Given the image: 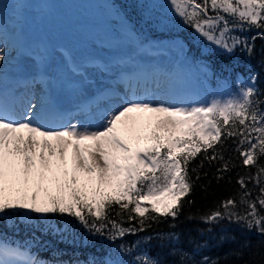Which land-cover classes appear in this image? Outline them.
Segmentation results:
<instances>
[{"label":"snow or ice","instance_id":"6c2138e0","mask_svg":"<svg viewBox=\"0 0 264 264\" xmlns=\"http://www.w3.org/2000/svg\"><path fill=\"white\" fill-rule=\"evenodd\" d=\"M168 2L184 25L228 54L238 46L248 47L246 41L232 35L234 31L252 27L264 31V0ZM248 51L251 54V48ZM7 57L6 46H0V64ZM138 75L147 82V73ZM34 82L43 83V78H34ZM165 95L167 98L132 85L98 122L87 118L109 97L81 104L78 113L86 119L73 123L72 114L58 115L44 103L29 101L17 112L15 99L0 90V220L19 216L29 224L34 217L46 220L49 214H66L94 234L104 236L107 229V238L115 242L145 230L146 218L177 219L183 198L194 186L190 172L198 173L205 160L223 162L219 171H229L230 161L224 160L221 149L235 138L242 165L256 168L249 179L255 181L259 194L251 199L241 177L238 183L245 191L239 204L234 198L225 200L201 219L214 224L227 220L264 235V164L260 163L264 160V100L256 77L239 80L228 98H214L209 103H186ZM58 120L64 123H56ZM218 144L220 148H216ZM201 152L205 155L198 167L190 169ZM112 205L121 210L117 216L131 205L128 220L138 216L140 226L126 228L117 223L108 214ZM241 206L243 212L238 210ZM149 212L156 216L146 217ZM174 238L178 239L174 234L168 237ZM144 242L138 241L134 247L121 245L120 251L130 255ZM0 264L40 261L26 248L12 246L0 232ZM129 264L159 261L140 254Z\"/></svg>","mask_w":264,"mask_h":264},{"label":"trees","instance_id":"16d2710c","mask_svg":"<svg viewBox=\"0 0 264 264\" xmlns=\"http://www.w3.org/2000/svg\"><path fill=\"white\" fill-rule=\"evenodd\" d=\"M107 1L118 17L142 38L147 35L151 38L184 39L188 46L189 64L195 66L199 74H208L211 83L217 87L231 86L236 89L239 80L247 81L250 76H255L256 87L262 93L260 99L264 100V31L255 27L234 31L232 35L246 41L248 47L238 46L228 54L203 40L177 17L162 24L165 17L158 16L138 0ZM248 48H251V54ZM237 147L235 138H232L221 149L224 160L230 161L229 171H219L223 162L205 160L198 173L190 172L194 186L189 195L183 198L177 219L149 212L146 217L156 216V219L149 221L146 218L145 230L135 235L129 234L113 242L107 238V229L104 236L94 234L66 214H49L46 220L34 217L29 224L19 216L0 220V232L12 246L18 244L29 250L40 264H129L140 254L149 255L159 264H181V254H185L184 264H205V261L207 264H264V235L227 220L214 224L201 219L225 200L234 198L239 204L245 191L238 183L241 177L245 179L247 190L252 193L251 199L259 194L255 181L249 179L250 174L255 175L256 168L242 165ZM216 148H220V145H216ZM211 153L210 149L208 154ZM204 155L201 152L189 168L198 167ZM260 163L264 164V160ZM197 174L200 177L198 180ZM130 208L117 216L116 212L121 210L118 205H112L108 214L123 227L138 228L140 217L128 220ZM238 210L243 212L244 208L241 206ZM148 224L151 226L147 227ZM173 234L178 239H168ZM148 237H151L150 241ZM138 241L146 242L140 243L130 255L120 251L121 245L134 247Z\"/></svg>","mask_w":264,"mask_h":264},{"label":"rangeland","instance_id":"374dc122","mask_svg":"<svg viewBox=\"0 0 264 264\" xmlns=\"http://www.w3.org/2000/svg\"><path fill=\"white\" fill-rule=\"evenodd\" d=\"M56 1L0 0V46H6V64L20 59L22 67L19 72L30 77L26 86L12 87L9 97L15 99L14 106L19 103L24 91L30 88L40 93V98L33 103H49L45 101L48 92L38 91L40 87L33 81L42 68L47 72V77L43 79L44 87L56 81L57 75L50 70V65L57 54L64 57L66 70L74 72L73 67H78L79 70L74 73L81 76L85 83L92 85L81 92L80 101L85 94L110 87L104 94L109 99L99 105V110L93 109L92 116L87 118L93 122L103 118L101 109L104 105L107 109L118 105L120 97L125 96L128 88L135 83L136 87L137 84L142 86L139 87L141 90L150 87V90L165 98V94H170L186 103L203 104L214 98L226 99L237 90L217 88L206 83L203 72L198 75L194 67L186 64L187 46L183 40L169 37L155 39L147 35L139 38L121 19L118 22L112 20L117 16L108 8L106 0ZM138 1L155 14L165 17V22L176 18L168 0ZM8 38L13 41L11 49L7 43H3ZM24 43L28 46V51L17 54V46ZM165 48L175 53V63L179 66L178 70L175 68L176 71H172L168 82L165 79L167 74L163 75L159 71L166 69V66L158 61H163L167 53ZM16 54L19 56H15ZM124 69L131 72L129 79L121 78ZM1 71L2 69L0 73ZM141 72L148 74L145 84V77L138 75ZM157 76L163 77L164 81L159 83L161 79ZM153 78L159 79L155 86ZM53 95L55 92L49 93L48 98ZM78 115L71 122L75 123L79 119Z\"/></svg>","mask_w":264,"mask_h":264},{"label":"bare ground","instance_id":"6f19581e","mask_svg":"<svg viewBox=\"0 0 264 264\" xmlns=\"http://www.w3.org/2000/svg\"><path fill=\"white\" fill-rule=\"evenodd\" d=\"M12 42L13 41H11V43ZM23 45H25V43ZM19 47H22V46H18L17 48H19ZM165 49H166L167 53H166L165 57L162 59L163 61H161L160 59L158 61L163 63L164 66H166V69L162 68V70H159V71H161L163 75L165 73L167 74L165 79H166V82H168L169 76L172 74V71L173 70L176 71V69L178 70L179 66L176 65V63H175V60H176L175 53L171 50L168 51L167 48H165ZM9 64H11V63L9 62ZM16 64H17V62H13V65H16ZM7 65H8V63L7 64L3 63L2 66L6 67ZM18 65H19V63H18ZM42 69H44V68H42ZM12 70H13V67H12ZM18 70H19V67L14 70L13 74H16L15 72H17ZM50 70H52L54 72V74L57 75L56 81L53 84H49L45 87H44L43 83L38 84V83H35L33 81L36 86L40 87V89L38 91H41L43 93L48 92L47 97H46L47 99L45 100L48 102H50L48 99L49 93L55 92V95H59V96L66 98L71 103V106H73L72 108H74L75 111H77L78 107L80 106L78 104L77 100L80 98L81 92L84 91L86 88H90L92 85H88L87 83H85L81 76L76 75L72 71L66 70L65 60L61 54L55 55L54 60H52V63L50 65ZM36 78H38V77H36ZM157 78H159L161 80L153 78L152 83L154 86L157 84L158 80H159V83H162L164 81L163 77H161V76H157ZM145 82H146V80L144 81L143 84H145ZM0 83L3 86V88L5 86H7V84H4L1 77H0ZM170 83H171V81H170ZM19 85H21V84H19ZM134 85H136V83ZM139 87L141 88L142 86H139V84H137V88H139ZM149 89H150V87H149ZM9 92H10V90L8 92H6V94L9 95ZM39 95H40V93H37V90H35L33 88H30V89H27L26 91H24V93L22 94V96L20 98L19 103L16 104V106H15L16 111L17 112L22 111L23 108L28 104L29 101L33 102V101H36L37 99H39L40 98ZM53 97H54V95H53ZM43 99H45V98H43ZM49 105H51V104H49ZM53 109H54V106H53ZM54 112L57 114V111L55 109H54ZM76 113L77 112H69L68 114H72L74 116ZM61 122H59V123H61Z\"/></svg>","mask_w":264,"mask_h":264}]
</instances>
